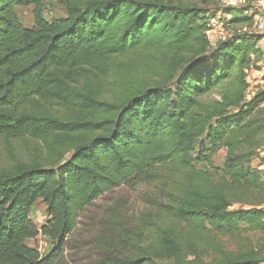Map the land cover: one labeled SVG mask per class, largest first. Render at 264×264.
<instances>
[{
  "label": "trees",
  "instance_id": "obj_1",
  "mask_svg": "<svg viewBox=\"0 0 264 264\" xmlns=\"http://www.w3.org/2000/svg\"><path fill=\"white\" fill-rule=\"evenodd\" d=\"M199 1L69 0L66 16L46 21L38 10L27 27L16 8L40 0H0V135L37 136L69 152L54 164L0 160V264H69L70 249L77 264H264L249 248L200 256L208 227L236 239L243 225L264 230V179L247 165L264 144L256 116L264 87L247 95L264 33L255 28L257 0H244L221 9L232 31L214 43L219 10ZM171 52L162 82L115 89L111 76L120 83L125 69ZM109 84L113 101L104 98ZM56 105L68 115L54 116ZM221 146L225 176L261 200H232L196 167L213 165ZM142 184L156 188V208L95 210L114 189ZM40 197L39 226L30 215ZM86 215L91 236L79 229ZM39 234L52 241L44 253L27 243Z\"/></svg>",
  "mask_w": 264,
  "mask_h": 264
},
{
  "label": "rangeland",
  "instance_id": "obj_2",
  "mask_svg": "<svg viewBox=\"0 0 264 264\" xmlns=\"http://www.w3.org/2000/svg\"><path fill=\"white\" fill-rule=\"evenodd\" d=\"M184 2L196 1L201 3L199 0H183ZM69 0H40V7L36 4L20 5L17 6L16 12L22 23L27 27L34 26L35 16L38 10H41L43 18L46 21H51L54 18L62 17L67 15V4ZM244 0H208L203 6L212 8L214 10H219L217 15L213 17L214 23L211 25V34L213 35L212 41L215 43L217 40L227 37L231 31L232 27L228 24V16L225 15L221 9L228 5H243ZM40 8V9H39ZM225 26H222V23ZM173 53L163 54L159 60L155 59L151 64H147L145 61L141 62L139 65L127 68L124 70L122 80H114L115 76H111L112 83L114 82L115 89L121 88V83L124 82L129 85L128 88L137 90L143 89L147 86H153L157 83L163 81L168 73V65L171 64L173 60ZM127 67V66H126ZM258 67V68H256ZM121 75L119 72L118 76ZM264 57L254 66L248 70V80L250 83L249 89L247 90L248 97L252 96L258 89L264 87ZM109 93L104 94V98L113 101L116 99L117 93H112L111 84L108 86ZM128 94L129 92H125ZM132 93V92H131ZM54 116L65 117L68 114V110L64 106H53L49 109ZM256 116L260 121H264V108L260 112L256 113ZM264 137V132L263 136ZM263 146L258 147L256 153L247 165H249L254 171L259 174L264 179V162L260 154L263 151ZM68 151L64 149L53 150L50 144L44 141L41 137H24L17 138L12 136L0 135V160L7 162L13 157H18L21 159H32L37 158L42 162H48L50 164L56 163L61 158L67 156ZM228 149L225 146H221L213 155V165L206 163L196 164L197 168L206 170L212 179V181L221 186L232 200L237 199H248L251 201H259L262 198L249 191H244L240 186L234 185L229 177L224 174V163L227 158ZM157 195V190L153 185L142 184L137 188H131L128 185H123L119 188L114 189L109 192L104 197L100 198L95 205V210L97 213L102 212L105 208L120 205L124 207L125 213H135L141 214L146 213L150 208H156L151 200ZM262 206L264 203L261 204ZM245 204L236 202L233 204L232 208L236 209L239 207H244ZM47 214L46 204L42 197L38 198L33 206V211L30 215L32 221L37 223L39 226L45 222ZM84 222L79 224V229L85 232L89 236L92 235L91 232H87L92 227L85 229L88 222H90L88 216L84 217ZM243 231L241 236L236 239L231 235L208 227L204 232V238L200 243L202 249L200 251V256L205 260L212 259L217 255V249L221 248L223 250L229 251H243L247 248L254 249L264 255V230L249 229L246 226H241ZM95 227H93L94 229ZM79 238V237H78ZM90 239V237H89ZM27 243L40 249L42 253L46 252L51 246L52 241L50 238L43 234H39L36 238L30 239ZM69 253L72 254L74 258L67 254L69 264H77L80 259L79 256L75 255L74 250L70 249ZM164 264H172V261H167Z\"/></svg>",
  "mask_w": 264,
  "mask_h": 264
},
{
  "label": "built area",
  "instance_id": "obj_3",
  "mask_svg": "<svg viewBox=\"0 0 264 264\" xmlns=\"http://www.w3.org/2000/svg\"><path fill=\"white\" fill-rule=\"evenodd\" d=\"M257 7L258 13L255 15V28L258 32L264 33V0H257ZM212 24H215L213 19L210 22V25ZM224 25L223 22L222 26Z\"/></svg>",
  "mask_w": 264,
  "mask_h": 264
},
{
  "label": "crops",
  "instance_id": "obj_4",
  "mask_svg": "<svg viewBox=\"0 0 264 264\" xmlns=\"http://www.w3.org/2000/svg\"><path fill=\"white\" fill-rule=\"evenodd\" d=\"M210 35H211V39H212V37H213V35L210 33ZM259 46L262 48V50H263V57H264V38L259 42ZM262 59V58H261Z\"/></svg>",
  "mask_w": 264,
  "mask_h": 264
}]
</instances>
